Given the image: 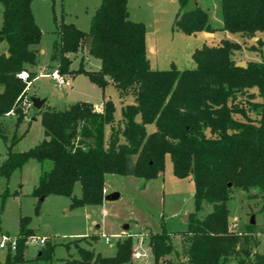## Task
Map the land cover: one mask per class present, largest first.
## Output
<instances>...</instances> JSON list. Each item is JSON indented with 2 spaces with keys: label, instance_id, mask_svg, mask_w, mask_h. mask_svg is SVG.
<instances>
[{
  "label": "trees",
  "instance_id": "trees-1",
  "mask_svg": "<svg viewBox=\"0 0 264 264\" xmlns=\"http://www.w3.org/2000/svg\"><path fill=\"white\" fill-rule=\"evenodd\" d=\"M31 1L0 0V43L7 44L6 54L0 55V120L12 118L15 127L8 141L0 122V136L9 142L0 176L8 178L33 160L41 168L32 196L39 201L49 195L67 197L75 209L102 205L106 175L154 180L168 157L176 178L193 181L195 212L188 214L178 252L173 235L165 230L147 235L153 264H227L230 260L264 264V254L255 251V237L264 234L263 228L249 224L243 232L230 231L227 207L235 189L248 199L255 198L251 192L257 191L264 212V0H220L221 30L255 40L248 51L258 53L260 59L247 61L244 67L233 59L234 53L242 51L241 44L224 39L218 46L196 49L194 69L152 70L145 27L129 19L127 0H101L88 32L59 24L50 57L59 75L83 74L101 90L114 86L122 99L131 97L133 103L122 108L118 126H114L113 106L76 102L65 110L42 107L37 113L44 139L26 152L15 153L16 130L30 110L28 83L37 77L29 68L37 63L35 47L41 40ZM185 2L181 0L182 5ZM174 27L185 35L213 33L207 14L198 8L179 13ZM88 37L93 41L87 54L99 60L100 68L85 70L82 58L78 69L71 71V56L85 51ZM23 71L28 72V81L18 77ZM150 124L155 131L148 134ZM106 126L111 127L107 144ZM77 183L79 198L73 196ZM203 204L210 212L199 218ZM27 225L28 219L21 218L16 248L8 249L7 263L24 262V243L34 233ZM83 240L74 242L77 257L62 264H126L133 254L132 238L118 240L110 259L81 247ZM53 248L46 243L37 258L49 260Z\"/></svg>",
  "mask_w": 264,
  "mask_h": 264
},
{
  "label": "rangeland",
  "instance_id": "rangeland-1",
  "mask_svg": "<svg viewBox=\"0 0 264 264\" xmlns=\"http://www.w3.org/2000/svg\"><path fill=\"white\" fill-rule=\"evenodd\" d=\"M101 0H32L31 12L35 23L41 31L37 63L30 67L39 77L28 86V95L41 96L46 100L43 110H65L76 102H89L93 105L112 104L114 109V126L122 124V108L131 105V97L122 99L117 89L108 85L104 90L91 83L83 74L62 75L68 79V85L59 86L50 78L56 66L51 63V51L56 40L54 31L61 24H73L78 30L88 32L91 18L100 6ZM198 8L207 14L208 24L213 36L204 32L185 35L174 27L176 16ZM128 17L145 27V45L147 59L152 70L165 71L172 66L177 70L194 69L192 54L202 46H218L221 40L241 44L242 51L234 53L236 63L259 61L258 53L248 51L254 46L252 39H243L238 34L223 32L220 0H127ZM2 25V6L0 4V28ZM259 37V35H257ZM7 44L0 43V55L6 54ZM87 71H97L99 60L91 57L86 51L71 56L70 70H77L81 59ZM243 101H239L242 103ZM257 102H261L257 98ZM244 106V104H242ZM254 117L253 112H248ZM139 120V117H137ZM3 121L2 129L8 141L15 132L12 118ZM110 126L104 129V142L107 144ZM155 131L154 125H146V132ZM18 142L12 152L22 153L37 146L43 139V128L37 110L30 108L28 118L17 130ZM8 143L0 136V164L6 157ZM134 158L132 159V162ZM49 164L44 167L48 168ZM40 165L30 160L21 169H17L8 178L0 176V241L3 236L15 238L19 235L21 218L28 219L27 228L34 233L24 243V262L7 263L8 249L0 248V264H62L63 260L76 258L74 242L85 239L80 246L93 251L102 258H113L116 254L118 240L132 238L133 254L126 264H153L148 247L147 235L165 230L172 234L174 248L180 251L181 233L187 230L188 214L195 212L194 185L191 178L178 179L174 176L168 157L165 158L163 172L154 180L128 175L105 177L108 193L117 192L120 196L115 201H103L100 206H88L71 209L70 198L49 195L39 201L32 196L33 188L38 182ZM256 197L248 199L245 192L235 189L227 202L229 209V229L243 232L253 218L256 228L264 230V212L260 211L262 201L257 191ZM81 187L75 184L73 196L79 198ZM210 212V207L203 204L198 213L203 218ZM128 226L127 230L124 227ZM31 237H44L46 243L53 246L49 260L37 258L44 246H31ZM94 237V238H93ZM255 251L264 254V234L256 237ZM141 255L135 260L136 253ZM171 261L176 257L172 255ZM176 264V263H175ZM227 264H236L230 260Z\"/></svg>",
  "mask_w": 264,
  "mask_h": 264
},
{
  "label": "built area",
  "instance_id": "built-area-1",
  "mask_svg": "<svg viewBox=\"0 0 264 264\" xmlns=\"http://www.w3.org/2000/svg\"><path fill=\"white\" fill-rule=\"evenodd\" d=\"M18 77L23 80V81H28L29 80V74L27 71L21 72ZM50 78L55 81L59 86H66L68 85V79H64L57 71H53L50 74ZM30 83H28V86ZM28 108H31V104H28ZM46 242V239L44 237H31L29 239V244L31 246H44ZM0 248L1 249H10L11 251H15L16 248V239L15 238H8L3 236L1 241H0ZM135 260H140L141 255L137 252L134 255Z\"/></svg>",
  "mask_w": 264,
  "mask_h": 264
},
{
  "label": "water",
  "instance_id": "water-1",
  "mask_svg": "<svg viewBox=\"0 0 264 264\" xmlns=\"http://www.w3.org/2000/svg\"><path fill=\"white\" fill-rule=\"evenodd\" d=\"M204 34L206 36H208V37H212L213 36V34H211V33H204ZM92 41H93L92 37H88L86 39V41H85V51L86 52L90 51V47H91ZM239 66L240 67H244L245 63L242 62V63L239 64ZM45 102H46L45 99H40L38 97H30L31 107L33 109L37 110V111L42 109V107L44 106ZM106 106L111 108L113 105L112 104H107ZM118 197H119L118 193H112V194L104 196L103 200L106 201V202L115 201ZM40 201H43V198H41ZM187 217H186L185 221L187 220ZM254 224H255V222H254V219L252 218L250 220V225H254ZM127 229H128V226H125L124 230H127Z\"/></svg>",
  "mask_w": 264,
  "mask_h": 264
},
{
  "label": "crops",
  "instance_id": "crops-1",
  "mask_svg": "<svg viewBox=\"0 0 264 264\" xmlns=\"http://www.w3.org/2000/svg\"><path fill=\"white\" fill-rule=\"evenodd\" d=\"M34 73H36V72H34ZM36 75H37V77L33 80V81H35L38 77H39V75L36 73ZM30 97H38V98H40V99H42V97L41 96H37V95H31ZM133 100V99H132ZM46 101V100H45ZM46 103V102H45ZM103 105V103H101L100 105H98L99 107H101ZM107 176V175H106ZM105 176V177H106ZM124 177V176H123ZM105 182H106V180H105ZM104 186H105V183H104ZM104 196H106V195H109V194H112V193H117V192H112V193H108V190H107V188L106 187H104ZM119 194V193H118ZM119 196H120V194H119ZM104 201V200H103Z\"/></svg>",
  "mask_w": 264,
  "mask_h": 264
}]
</instances>
